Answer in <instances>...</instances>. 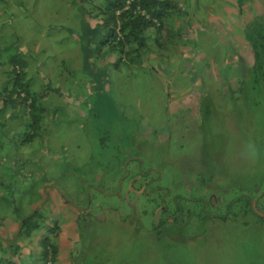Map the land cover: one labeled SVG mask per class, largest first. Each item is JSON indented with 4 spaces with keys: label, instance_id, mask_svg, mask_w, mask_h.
Returning <instances> with one entry per match:
<instances>
[{
    "label": "rangeland",
    "instance_id": "obj_1",
    "mask_svg": "<svg viewBox=\"0 0 264 264\" xmlns=\"http://www.w3.org/2000/svg\"><path fill=\"white\" fill-rule=\"evenodd\" d=\"M91 1L0 0V77L24 56L40 116L0 127L18 140L0 146V264H35L49 238L55 264H264V49L255 66L248 24L228 19L238 33L216 50L202 36L232 6L202 0L125 65L87 48Z\"/></svg>",
    "mask_w": 264,
    "mask_h": 264
},
{
    "label": "trees",
    "instance_id": "obj_2",
    "mask_svg": "<svg viewBox=\"0 0 264 264\" xmlns=\"http://www.w3.org/2000/svg\"><path fill=\"white\" fill-rule=\"evenodd\" d=\"M176 1L177 0H141L133 4L128 11H124L126 0L91 1L92 12L85 13L86 16L90 18L88 19L90 22H87L85 27L84 36L87 48L99 51V56H117L119 59H116V61L125 63V65H130V63L131 65L143 63L141 61L142 56L148 51L149 47L152 48V45H149V43L155 38L150 34L151 29L155 30L156 34L158 32V34L161 35L163 31H166L167 26L169 27L172 23L178 22L177 18H181L180 14H183L180 22L181 24H185L189 20L191 21L189 11H186L188 7L186 5L182 6L180 3H176ZM237 1L238 3L235 4V9L239 11V13L235 11V15L240 14V16H242L244 10H247L251 6L253 8L257 6V0ZM197 2L199 6L203 5L201 3L202 0H197ZM138 6L142 7L146 14L150 16L151 20L135 14ZM255 8L257 10V7ZM86 11L89 10H85V12ZM119 11H122L120 15H118ZM249 11L252 15L256 14V11ZM154 19L158 20V26L154 23ZM249 21L246 30L249 28L251 29L248 42L252 45L251 53L256 51L254 53L256 66L260 59L258 49H264L263 31H258L257 27L259 25H264V18L257 17L254 19L252 18V20L249 19ZM170 39L175 40L177 37L170 34ZM259 39L260 41H258ZM8 50L7 48V53ZM112 64H114L113 66H120V64ZM1 67H3V65H1ZM5 67L6 72H4V77H0V127L3 130L8 126V121H15L17 124L20 122L18 128H21L20 124L22 123V125L26 126V131H36L40 125V116L38 113V97L35 96L36 93L33 88L34 79L31 78L29 72L30 64L24 56L15 54L8 55V63ZM26 131L22 135L25 136ZM4 132L7 136L11 134L8 131ZM35 137L36 132H34L33 135L30 134L25 136L24 143L26 140L30 142ZM6 140L7 138L5 136V141ZM5 141L1 142L0 146L6 145L7 142ZM17 144L18 140L16 138L11 139L9 145H6V150L8 151V148L14 147V145ZM1 149L2 148H0V150ZM1 158L3 164L0 166L5 167L4 162H6V156ZM1 181L0 179V183ZM0 214H2L1 207ZM1 219H4V217ZM6 219L7 217L4 220ZM39 219L38 213H34L33 216L24 220V222L21 223L18 236L19 239L27 238L30 240L33 234L40 230L41 223ZM13 223L18 225L17 222ZM42 248V257L37 260L35 264H55L58 251L56 246L51 243L50 238L42 241ZM31 256H33V254L23 260L24 264L26 262L32 264L30 261Z\"/></svg>",
    "mask_w": 264,
    "mask_h": 264
},
{
    "label": "crops",
    "instance_id": "obj_3",
    "mask_svg": "<svg viewBox=\"0 0 264 264\" xmlns=\"http://www.w3.org/2000/svg\"><path fill=\"white\" fill-rule=\"evenodd\" d=\"M223 1L231 4L232 11H230L229 13H227L228 16H223L221 18H219V17L213 18V20H215L216 22L215 23H212V30L211 31L209 30L207 33H204L205 36H202V37L211 38V41L214 40L215 43H216L214 45V48L216 50L218 49L219 43L221 42L220 41L221 39L220 38H216V36L217 37H220V36L223 37V36H229V35H233V34L238 33L237 29H235V28H230L229 29V27H227V21H228V19H229V24H231V22H233L232 19H234V21L236 19L237 20V21H235L236 23H238V24L240 23L242 27H245V25L250 22L249 19L252 20V18L254 19V18H257V17H263V14H264V0H257V2H256L257 6L254 5L255 7H257V10H256L255 7L253 8L251 6L247 10H244V12L242 13V16H240V14H239L238 15V18H236V15H235V11H236L235 4H237L238 1L237 0H223ZM176 3H179V1L177 0ZM189 4H190V6H189ZM197 4H198L197 0H182V3H180V5H182V6L183 5H186L188 7V9H186V11L187 12L189 11V16L190 17H195L194 16L195 10L198 9V8H200L199 5L197 6ZM206 8L207 7L204 6V9H206ZM249 10L256 11V14H253L252 15ZM247 11H248V13L246 14ZM180 22H181V20L179 21V23ZM204 22L206 23L205 24V27H209V25L207 24V22L206 21H204ZM197 25H199V24H197ZM228 42H234L233 41V38L230 41H228ZM243 46H244V42H240V40H239L238 41V44H237V52H239L240 49ZM235 47H236V45H233L232 50H236Z\"/></svg>",
    "mask_w": 264,
    "mask_h": 264
},
{
    "label": "built area",
    "instance_id": "obj_4",
    "mask_svg": "<svg viewBox=\"0 0 264 264\" xmlns=\"http://www.w3.org/2000/svg\"><path fill=\"white\" fill-rule=\"evenodd\" d=\"M140 1H141V0H126V6H125V8H124V11H128V10L132 7L133 4L138 3V2H140ZM121 13H122V11H119V12H118L119 15H120ZM135 14H138V15H140V16H144V17H146L148 20H151V19H150V16L146 14V12L142 9L141 6H138V7H137V9H136V11H135ZM155 22H157V21H155ZM158 24H159V23H158Z\"/></svg>",
    "mask_w": 264,
    "mask_h": 264
},
{
    "label": "clouds",
    "instance_id": "obj_5",
    "mask_svg": "<svg viewBox=\"0 0 264 264\" xmlns=\"http://www.w3.org/2000/svg\"><path fill=\"white\" fill-rule=\"evenodd\" d=\"M118 15H119V14H118ZM153 21H154V23L158 26V23H159L158 20L154 19ZM155 21H157V22H155ZM40 192H41V191H40ZM20 227H21V225L19 226V232H20ZM19 232H18V234H19ZM38 232H39V231H38Z\"/></svg>",
    "mask_w": 264,
    "mask_h": 264
},
{
    "label": "flooded vegetation",
    "instance_id": "obj_6",
    "mask_svg": "<svg viewBox=\"0 0 264 264\" xmlns=\"http://www.w3.org/2000/svg\"><path fill=\"white\" fill-rule=\"evenodd\" d=\"M206 204H207V203H206ZM206 204H205V205H206ZM207 206H208V204H207ZM172 220H175V218H174V219H172Z\"/></svg>",
    "mask_w": 264,
    "mask_h": 264
}]
</instances>
